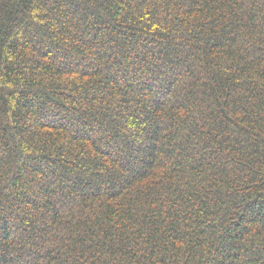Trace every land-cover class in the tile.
<instances>
[{"label": "trees", "instance_id": "16d2710c", "mask_svg": "<svg viewBox=\"0 0 264 264\" xmlns=\"http://www.w3.org/2000/svg\"><path fill=\"white\" fill-rule=\"evenodd\" d=\"M0 264H264V0H0Z\"/></svg>", "mask_w": 264, "mask_h": 264}]
</instances>
